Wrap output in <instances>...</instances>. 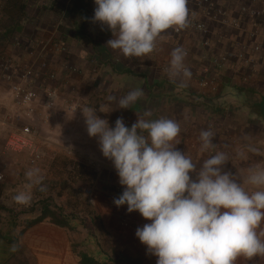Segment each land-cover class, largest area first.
<instances>
[{
    "label": "crops",
    "instance_id": "obj_1",
    "mask_svg": "<svg viewBox=\"0 0 264 264\" xmlns=\"http://www.w3.org/2000/svg\"><path fill=\"white\" fill-rule=\"evenodd\" d=\"M193 1L187 0L186 6ZM247 3V0H229L225 2V8L239 16L241 6ZM95 7L94 0H7L5 5L0 6V60L12 59L18 68L29 60L26 51L37 46L38 40H43L46 44L38 48L39 53L48 62L49 72L57 75L53 82L45 80L44 74L40 78V84L47 82L57 92L52 111H44L42 97L36 103L38 111L42 110V114L48 117L47 121L42 122L36 117L31 119L23 112L24 124L41 132L43 157L49 158L53 154L73 161L66 165L67 175L61 179L65 181L72 172L77 180H80L78 176L82 178L80 181L93 184L95 199L92 207L80 198L88 207V210L81 211L79 206H70L63 191H31L32 201L37 203L36 207L40 206V213L27 215L23 227L16 219L5 221L3 210L7 209L2 204L3 196L10 193L15 197L28 184L21 179L18 161L11 163L7 184L0 191V264H156L157 257L150 254L135 235L137 228L150 221L137 211L129 213L126 205L116 207L109 204L112 198H117L113 188L120 185L119 178L111 161L103 157L98 138L89 137L82 109L96 110L97 115L107 119L111 127L118 118H122L127 127H131L138 116L150 120H175L180 125L176 148L189 156L194 164L196 157L206 160L216 154L218 140L214 136V147L201 151L200 133L197 131L201 130L202 124L194 115L199 110L198 105L205 108L217 105V102L208 96L199 97L197 82L202 68L211 64L212 56L227 51L235 42L248 43L246 33L225 30L209 21L210 33L206 38L211 40L213 49H204L202 35L185 29L176 35L175 28L168 29L158 37L151 54L142 58H125L106 46V42L114 37L106 27L93 21ZM65 10L66 15L63 14ZM187 20L204 21V18L200 14L190 17L188 13ZM59 22L62 23L60 26ZM245 22L248 28L251 27L250 20ZM260 25L264 32V21ZM221 30L223 40L220 41L218 34ZM15 38H20L21 48L13 45ZM59 42L67 46V52L61 53L54 48ZM177 47L186 52L185 66L191 71V77L183 81V85L180 80L170 79L167 73L171 53ZM70 68L78 71L72 72ZM244 73L245 69L235 63L227 66L222 74L220 94L224 80L235 85L238 82L235 80H239ZM71 88L75 89V93L71 92ZM138 88L142 89L143 96L129 109L119 108L115 100L109 101V97L118 100ZM7 91L8 86L3 84L0 92V141L2 133L6 132L3 125L9 130L14 125L7 123L5 117L3 120V116L10 112H22L11 107ZM219 99L218 103L222 100ZM215 110L221 112L222 108ZM145 112H150L151 116L145 117ZM143 134L147 135L146 132ZM45 159L30 168H42ZM200 168L196 166V169ZM41 173L45 181L46 177L50 180L48 183L44 181L45 188L55 187L57 179L53 180L54 172L48 168L42 169ZM58 195L61 197V208L74 211L80 217L75 225L77 228L58 227L49 219L30 225L41 216V202L50 198L57 203ZM8 208L12 214L19 211L14 207ZM257 233L264 236V223L258 227Z\"/></svg>",
    "mask_w": 264,
    "mask_h": 264
},
{
    "label": "clouds",
    "instance_id": "obj_2",
    "mask_svg": "<svg viewBox=\"0 0 264 264\" xmlns=\"http://www.w3.org/2000/svg\"><path fill=\"white\" fill-rule=\"evenodd\" d=\"M94 4L93 21L114 37L106 46L125 58L148 56L162 33L187 25V0H94ZM185 57L182 48H175L167 70L169 78L182 85L191 77ZM142 96L138 88L109 101L129 109ZM81 113L89 137L98 138L103 157L111 161L124 188L113 203L150 221L135 235L157 257L156 264H235L241 256H264V240L257 233L264 223V169L250 170L245 183L257 190L249 191L224 170L223 152L206 159L197 171L191 158L176 148L180 125L175 120L138 116L127 127L118 118L111 127L96 110L84 108ZM213 136L211 130L201 131L202 152L214 147ZM25 175L29 183L14 197L21 205L30 204L34 186L46 191L39 168Z\"/></svg>",
    "mask_w": 264,
    "mask_h": 264
},
{
    "label": "built area",
    "instance_id": "obj_3",
    "mask_svg": "<svg viewBox=\"0 0 264 264\" xmlns=\"http://www.w3.org/2000/svg\"><path fill=\"white\" fill-rule=\"evenodd\" d=\"M226 1L229 0H194L191 5L187 6L188 13L190 17L200 14L204 21L187 20L186 27L175 28L176 35L184 29L202 35L204 49H213L211 40L206 38L210 33L209 21L219 24L225 30L244 31L249 38L248 43L235 42L227 51L212 56L211 64L202 68L198 78L199 97L215 98L218 96L221 90L222 74L227 66L234 63L245 69V73L240 76V79L235 80L238 81L236 82L238 85H251L257 89L261 86L264 91V32L260 25L264 21V0H247L248 3L241 6L239 16L233 15L225 8ZM6 2L7 0H0V6L5 5ZM63 14L66 15L67 10ZM245 20H250L251 27L248 28ZM61 24L59 22L58 26ZM218 39L223 40L222 30L218 34ZM36 44L38 47L34 46L26 51L29 60L18 68L12 59L2 58L0 60V92H2L3 84L7 85V96L11 107L22 111L10 112L5 115V121L14 125L7 134L3 147L0 148V184L5 183L9 167L13 165H10L13 162L6 161V159L8 160L7 156H25L28 159L29 167L35 166L43 158L42 134L31 125L24 124L22 113L25 112L31 119L36 117L42 122L47 121L48 117L42 114V110L38 111L36 103L42 97L45 101L44 111H52L53 100L57 92L49 87L47 82L40 84V78L44 74L45 80L53 82L57 79V75L49 72L48 62L39 53L38 48L45 46L46 43L43 40H38ZM13 45L21 48L20 38H15ZM54 48L61 53L67 52V46L60 42L56 43ZM70 70L78 71L76 68H70ZM71 92L75 93V89L71 88ZM69 184L73 186L74 193L85 200L89 206L95 205L93 184L77 179L69 180ZM123 190V186L117 185L114 186L113 193L118 198ZM114 199L112 198L109 202L111 206H115Z\"/></svg>",
    "mask_w": 264,
    "mask_h": 264
},
{
    "label": "rangeland",
    "instance_id": "obj_4",
    "mask_svg": "<svg viewBox=\"0 0 264 264\" xmlns=\"http://www.w3.org/2000/svg\"><path fill=\"white\" fill-rule=\"evenodd\" d=\"M231 83H227L225 80L222 84V93L216 96L214 101L217 102V105L209 106V107H198L199 110H196L197 122L201 125V130L197 131L201 133L202 130H211L214 133V137L217 138L218 142L216 143L215 150L217 152H223L226 155V164L224 166L225 171H229L233 174L234 178L241 182L246 190L255 191L254 187L245 183L247 176L250 174V170L264 169V120L260 117L259 112L256 109H250L243 104V99L240 97L239 93L235 90V88H231ZM261 86H259V90ZM219 98H221V102H219ZM217 106V107H216ZM216 108H222L221 112L216 111ZM5 115L3 116L4 120ZM6 132L2 133V141H0V148L3 147L7 134L9 133V128L6 125H3ZM47 152V151H46ZM44 151V153L46 154ZM47 155V154H46ZM11 157V158H10ZM239 157V158H238ZM8 160L14 162L18 161L17 169L21 172L23 183H29L26 172L30 170L28 159L24 156L22 159L14 158L11 155L7 156ZM10 158V159H9ZM45 162L42 165H46L45 167L39 168L41 171L50 169L54 173V179L56 180L55 187L48 186L46 190L57 189V193L59 191H63L66 193V196L70 202V206L81 208V211L88 210L87 205L82 201L80 196L75 195L73 193V186L69 184V179L74 181L76 177L72 175L71 177L67 176L66 180L63 181L62 177H65L66 165L71 164L73 161L69 160L63 156H53L50 155L43 157ZM196 166L202 167L204 159H200V157H196ZM236 158V159H235ZM236 161H235V160ZM47 163V164H46ZM15 167V166H14ZM13 167V168H14ZM100 169V166H97ZM98 169V170H99ZM198 170V169H197ZM9 174V173H8ZM47 181L43 179V184L45 182H49L50 180L46 177ZM80 180L82 178L78 177ZM7 180L5 183L1 184L3 187L6 186ZM13 183V182H12ZM13 186V185H11ZM10 190V186H8ZM70 189V190H69ZM31 191L39 192V186H34ZM37 194V193H36ZM55 196V195H54ZM61 197L58 195L56 199H58L57 203L53 206L60 207L59 200ZM55 201V199H54ZM14 194L8 193V195L3 196L2 204L4 208L7 210H3L4 220L7 221L9 219H16L19 221L20 227L24 226V222L26 220L27 215L35 213V215L40 213V206H37V203L31 200L28 205L14 204ZM7 204V205H5ZM11 204V205H8ZM14 205V206H13ZM8 206L14 207L15 210H19L14 212L17 215L12 214V212L8 211ZM32 206L34 208L32 209ZM69 206V207H70ZM66 214H70L68 210L65 211ZM74 212V211H72ZM33 216V215H32ZM128 227L130 226L127 222ZM260 238H263V234H260ZM154 262V260H153ZM264 264V256H257L252 259H247L243 256L238 257L235 261V264ZM148 264H151L150 262Z\"/></svg>",
    "mask_w": 264,
    "mask_h": 264
},
{
    "label": "trees",
    "instance_id": "obj_5",
    "mask_svg": "<svg viewBox=\"0 0 264 264\" xmlns=\"http://www.w3.org/2000/svg\"><path fill=\"white\" fill-rule=\"evenodd\" d=\"M230 87L235 88L237 93H239L240 97L243 99V104L246 107L250 109H256L259 112L260 117L263 119L260 110V105L264 102V91L262 89L259 90V88L257 89L251 85H233L232 83ZM69 175V177L72 176L71 173H69ZM2 188L3 186H0V191H2ZM50 201L54 203V200L50 198L41 202L43 207V209L41 210V216L31 222L30 225L34 223L43 222L46 219H49L54 225L58 227L75 230L77 228L75 227V225L78 221H80V217L78 216V214L75 212H70V214H66V212L62 208L57 206H51Z\"/></svg>",
    "mask_w": 264,
    "mask_h": 264
},
{
    "label": "water",
    "instance_id": "obj_6",
    "mask_svg": "<svg viewBox=\"0 0 264 264\" xmlns=\"http://www.w3.org/2000/svg\"><path fill=\"white\" fill-rule=\"evenodd\" d=\"M261 114L264 120V102L260 105Z\"/></svg>",
    "mask_w": 264,
    "mask_h": 264
}]
</instances>
